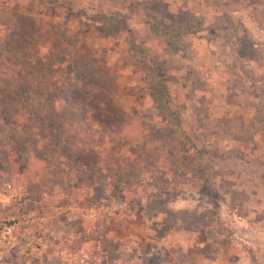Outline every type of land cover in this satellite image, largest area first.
<instances>
[{"label":"rangeland","instance_id":"obj_1","mask_svg":"<svg viewBox=\"0 0 264 264\" xmlns=\"http://www.w3.org/2000/svg\"><path fill=\"white\" fill-rule=\"evenodd\" d=\"M173 1L0 0V223L45 233L29 250L15 227L0 264H264V0ZM206 40L253 63L233 80L240 148L205 120L210 84L191 67L211 63Z\"/></svg>","mask_w":264,"mask_h":264},{"label":"crops","instance_id":"obj_2","mask_svg":"<svg viewBox=\"0 0 264 264\" xmlns=\"http://www.w3.org/2000/svg\"><path fill=\"white\" fill-rule=\"evenodd\" d=\"M176 0H174L173 2H175ZM196 0H194L195 2ZM180 2V5L183 3L184 4V8L186 9H191L193 11H201L204 12V8H203V2L201 0H197L196 4L194 6H197L196 9H192L190 6L192 5L189 0H178L175 3ZM171 3V2H169ZM182 6V5H181ZM233 13H237V11H234ZM233 15V14H232ZM203 20L207 21L208 20V16L205 14H202ZM254 17L252 15L253 19H250L251 21L254 20ZM243 23V22H242ZM243 30L244 32L248 33L250 37H252L253 42H255V45L257 43L256 40V34H254V31H251L247 28H245L243 26ZM256 35V36H255ZM205 36L202 35L201 39H204ZM211 42L209 40H206V51H210L208 54L211 55V63H203V64H197V63H193L194 67H191L192 69H194L193 71L198 74L197 72L201 71L198 70L203 69L205 70V80L206 82H208L210 84V89L204 91L203 93H206V95H209L208 98L211 100V103L209 104V106L207 107V115L205 120L208 121V124H211V131H212V142L214 144H217L218 146H225L227 147V144H229L228 147L232 146V147H236V148H240L243 147L244 143L246 142L244 138H241L240 140H237L233 143H231V141H234L232 134L234 135L235 139L239 134V133H246V125L248 123V117H247V112L244 110H241V107L244 105L243 104V99H242V88H234L235 84H234V79H241L242 84H246V80L243 76H240L244 74V69L242 67H249L250 65L252 66V62H250L251 60H244V58H241L239 56L236 55V53L234 52V49L232 48V45L229 43V41H226V47L229 48H223L222 50H220L219 48L216 47V51L213 48H209L211 46ZM213 47V45H212ZM256 47V46H255ZM211 49V50H210ZM224 52V53H223ZM230 54L231 55V59L230 60H222V57H219V54ZM184 57V56H183ZM187 57V56H186ZM185 57V59H186ZM229 58V57H228ZM226 61V62H225ZM188 62L191 63V59H188ZM249 63V64H248ZM223 66L225 67V69H227V73H225V77L226 78H221L218 76V69L223 68ZM240 70V71H239ZM169 74H174L176 77L178 76H182V74H180V72L178 70H172L171 72H169ZM230 76V78L228 79V77ZM183 77V76H182ZM182 77L180 79V77L177 79V81L179 83H181ZM219 78V80H218ZM196 80L198 81L199 79L196 78ZM222 80V81H221ZM228 80V81H227ZM221 81V82H220ZM220 83H222L220 86ZM193 94L198 93L199 89H195L194 91H192ZM222 100V104L221 107L219 106V104H216L218 101L217 98L219 97ZM216 100V101H214ZM218 107H220L219 109H217ZM218 111V112H217ZM238 118H240L241 122L238 121ZM250 119V118H249ZM205 120L199 121V125L203 126L204 122H206ZM239 123V124H238ZM242 123V125H241ZM227 127V129H223V127ZM203 130V127H201ZM221 134H223L224 136H226V138H219L221 136ZM86 195V194H85ZM76 207V206H75ZM72 208V207H71ZM75 212H77L78 210L81 211V213L83 215H85L86 217H95V218H99L102 219L103 217H107L109 214H111L112 210H109L108 208L104 209L103 206H101L100 208H98L97 210L95 208H93L92 206H84V207H76L71 209ZM102 212L104 213L103 215H100V217L96 216L95 214H102ZM91 225H94L93 227L98 230V232H101L102 230V236L105 237L107 233V224L105 222H92ZM106 226V230L105 233L104 228ZM58 232V226L56 225L53 229V235H60V233ZM88 233V232H87ZM99 234V233H98ZM68 235L70 236L69 238L71 239V237H73V234L71 232H68ZM101 237V236H100ZM107 237V236H106ZM81 240L83 241V243H87L89 241V239H87V237H82ZM46 245V244H45ZM136 253V252H135ZM120 254V253H119ZM116 255L114 256L112 259L113 261L117 262L120 261L122 263L129 262L130 260H134V258L130 257L129 259L124 258V256L121 255ZM86 255V261L88 263V258H87V254ZM136 254H134L135 256ZM75 256V255H74ZM91 257V256H88ZM107 257V256H105ZM95 256H93L92 258H89L91 260H95ZM93 260V261H94ZM110 261V260H109ZM95 262V261H94ZM85 263V264H87ZM126 264V263H125Z\"/></svg>","mask_w":264,"mask_h":264},{"label":"built area","instance_id":"obj_3","mask_svg":"<svg viewBox=\"0 0 264 264\" xmlns=\"http://www.w3.org/2000/svg\"><path fill=\"white\" fill-rule=\"evenodd\" d=\"M2 189L4 191H8L10 193V196L13 197L15 199L16 205L17 206H21L23 204V200L25 197V193L24 192H19L16 191V188L10 183V182H4ZM32 218L30 216H25L21 219V221L19 222H1L0 223V240L2 239L1 237L7 238L5 241H7V243H9L10 241V233L11 231L17 227L18 225H24V229L26 231V235L27 238H29L30 240V245H28L27 247H29V250L34 249L36 246L40 245L43 243L44 241V229L42 230H38L36 235H30L29 234V225H33L32 222Z\"/></svg>","mask_w":264,"mask_h":264},{"label":"trees","instance_id":"obj_4","mask_svg":"<svg viewBox=\"0 0 264 264\" xmlns=\"http://www.w3.org/2000/svg\"><path fill=\"white\" fill-rule=\"evenodd\" d=\"M53 102H55V100H53Z\"/></svg>","mask_w":264,"mask_h":264}]
</instances>
